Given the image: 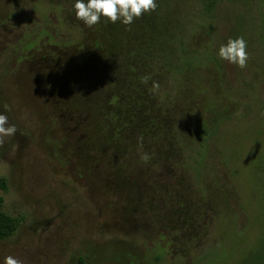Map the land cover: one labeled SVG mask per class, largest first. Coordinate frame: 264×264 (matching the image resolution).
<instances>
[{
    "label": "rangeland",
    "instance_id": "374dc122",
    "mask_svg": "<svg viewBox=\"0 0 264 264\" xmlns=\"http://www.w3.org/2000/svg\"><path fill=\"white\" fill-rule=\"evenodd\" d=\"M209 1L156 0L150 12L159 28L150 33L152 51L175 59L178 40L185 38L190 50L197 49L186 55L211 97L217 94L208 84L213 59L220 62L228 117L207 124L215 134L204 160L191 123L208 119L199 102L206 92L195 95L191 80L182 82L184 73H162L158 60L128 72L130 91L142 101L131 111L162 118L165 102L176 108L169 127L178 132L180 147L163 161L155 152L160 141L149 134L140 139L127 131L130 141L119 146L101 139L103 128L115 129L116 121L103 110L110 90L100 86L99 60L72 69L73 87L60 89L68 108L37 79L36 72L55 62L45 56L68 46L52 43H74L67 53L78 62L92 49L87 44L94 34L82 32L71 0H0V113L17 127L0 143V211L20 220L0 241V260L264 264V0H217L211 12ZM148 14L141 15L146 24ZM177 20L188 23L186 30L171 27ZM164 23L170 28L161 32ZM237 36L247 41L244 68L216 55ZM153 81L159 84L155 94L149 91ZM142 153L149 154L147 163Z\"/></svg>",
    "mask_w": 264,
    "mask_h": 264
},
{
    "label": "trees",
    "instance_id": "16d2710c",
    "mask_svg": "<svg viewBox=\"0 0 264 264\" xmlns=\"http://www.w3.org/2000/svg\"><path fill=\"white\" fill-rule=\"evenodd\" d=\"M71 3H73V0H71ZM216 3L217 0L209 1L206 4V9L211 12L213 8H215ZM147 17V24L146 19L142 21L143 17H139L138 19H134L133 23L128 26L121 24L119 21L113 24L105 18H101V20L91 28L80 24L82 25V32L88 30L94 34L93 38L89 36L90 42L87 44V46L92 47V49L78 62V58L69 55L71 53H67L69 50L71 51L74 43H70L71 41L58 44L52 43V45L55 46H59V44H67L69 47L62 46L58 50L53 51L50 55H46L44 59L47 60V62H49V59H55V62L51 63V66L48 67L46 72H36L39 75L37 76V79L41 80L46 86H50L51 92L54 90L53 93H58L62 100L63 97L60 94V89L62 87L68 89V86L73 87L68 85L75 80L72 69L90 62L92 57L97 59V61L99 60L101 72L100 77L103 76V81L105 80L106 84L100 82V86L104 89L105 86H108V89L110 90L109 92L106 89L104 90L106 93L108 92V101L106 103L104 102L105 107L103 110L106 118L109 117L116 121L115 129L109 128L105 130L103 128L101 139L107 144L115 143L119 146L120 144L125 145L130 141L129 135L126 136L124 134L127 131L129 134L132 130L133 132L138 133L137 137L140 139L145 138L146 135L149 134L152 139L160 141L162 147L155 150V152L163 161H166L171 157H169V154L172 155L173 153H177V149L180 147L178 144L180 141V138L177 135L178 132L169 127V123L172 119V114L170 113H174V109L176 108H173L168 102H165L168 108L162 106V109L164 108L163 110H165L162 113V118H152L150 116L142 117L136 113L135 110H130V108H133V103L140 104L142 101L140 95H137L136 91L135 93L130 91L129 83L131 79L128 76V72L130 70L134 71L135 67H144L146 64H148L147 66H151L153 62L158 60L159 62H162V73L165 71V74L172 71L175 74L184 73V79L182 82L191 80L195 95H202L203 92H206V96L200 97L199 102L202 104L201 107L203 111L209 113L208 119L207 117H200L199 120L193 121V124L191 123V130L192 133H194L193 136L203 144V146L201 145L202 148L200 147L201 150L198 151V155L204 160L206 151L209 148L208 142L215 134V131L208 129L207 124L212 122L217 125L218 122L222 120V117H228L226 113L227 108L222 105L224 99L221 97L223 96L221 90L224 77L220 62L218 61L217 63V61L213 59V62L216 63V67L213 68L214 71L211 72L208 84L211 85L217 94L214 97H211L209 90L206 89V86L204 85L206 80L204 82L202 73L197 71L194 66V61L189 60V57L187 56L189 53H197V49L190 50L192 46H188L189 43L186 42L185 38H179L177 44L178 48L176 47L178 54H176L175 59L172 58V60H169L166 57L159 56L152 51L154 41L150 36V33L155 32L156 30L159 31V28L155 25L154 20H151L152 16L150 13ZM176 25L178 28H181L180 30L182 32L183 28L186 30L188 23H183L181 20H177L171 27ZM145 26V31L147 32L146 36L144 34ZM164 26L165 29H160V31H169L168 28H170V26L165 23L163 24V27ZM43 30L45 31V29ZM85 37L88 39L87 36ZM79 43L80 41L78 40V44ZM80 46L81 45L78 47ZM67 48H69L68 51ZM60 51H64L65 53H61ZM75 62L77 64H75ZM89 65L91 66V64ZM89 77L86 78L87 81ZM140 79L141 77L139 80ZM89 81H91V79H89ZM53 85H55V87ZM63 101L65 103L67 102L68 108L71 103L66 99H63ZM195 114L198 116L201 115L199 113H194L192 115ZM219 117L221 118L219 119ZM98 128H101V125H99ZM113 131L115 132L112 133ZM138 142L141 141L138 140ZM141 143L143 144V142ZM150 153L153 152L150 151ZM19 225L20 220L17 217L0 211V241L12 236ZM75 264H87L86 259L84 256H80Z\"/></svg>",
    "mask_w": 264,
    "mask_h": 264
},
{
    "label": "clouds",
    "instance_id": "9594fccd",
    "mask_svg": "<svg viewBox=\"0 0 264 264\" xmlns=\"http://www.w3.org/2000/svg\"><path fill=\"white\" fill-rule=\"evenodd\" d=\"M72 7L75 18L89 28L96 25L101 18L113 24L119 21L128 26L142 14L155 11L157 2L156 0H73ZM216 55L221 60L244 68L249 59L247 41L242 36L229 38L226 43L220 45ZM147 81L148 77H144L141 83L146 84ZM158 89L159 84L153 81L149 91L155 94ZM16 131V125L10 123L8 117L0 113V143H3L4 138L13 136ZM140 159L147 163L150 159L149 154L142 153ZM0 264H23V261L8 255L0 260Z\"/></svg>",
    "mask_w": 264,
    "mask_h": 264
}]
</instances>
